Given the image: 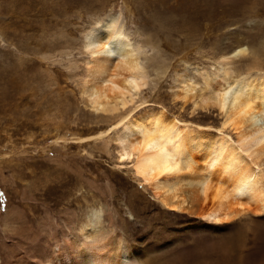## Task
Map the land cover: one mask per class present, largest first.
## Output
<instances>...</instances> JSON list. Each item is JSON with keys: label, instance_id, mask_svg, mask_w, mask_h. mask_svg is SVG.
<instances>
[{"label": "rangeland", "instance_id": "1", "mask_svg": "<svg viewBox=\"0 0 264 264\" xmlns=\"http://www.w3.org/2000/svg\"><path fill=\"white\" fill-rule=\"evenodd\" d=\"M110 15H120L131 40L144 47L149 78L134 103L104 113L82 95L89 58L84 36ZM242 45L245 56L229 55ZM226 65L236 73H264V0H0V252L23 255L14 239L2 245L7 232L17 240L29 237L28 252L35 248L46 259L45 247L54 243L51 231L62 235L66 228L61 217L75 211L84 223L114 201L130 221L129 234H136L145 218L163 207L149 190L144 194L131 164L117 165L115 131L101 138L98 133L141 102L131 114L163 107L167 114L216 132L224 120L221 111L195 107L199 96L183 101L178 97L183 85L175 79L185 72L200 88L204 73ZM226 132L236 137L232 128ZM78 136L88 139H72ZM71 174L75 178L63 185ZM136 188L157 206L132 201ZM159 214L141 234L153 233L155 223L162 233L181 239L177 244L198 243L167 250L174 264H264V211L242 212L222 222L199 218L209 226L186 234V220ZM23 216L30 222H22ZM109 223L100 211V224L108 228ZM165 236L161 243L169 239Z\"/></svg>", "mask_w": 264, "mask_h": 264}, {"label": "bare ground", "instance_id": "2", "mask_svg": "<svg viewBox=\"0 0 264 264\" xmlns=\"http://www.w3.org/2000/svg\"><path fill=\"white\" fill-rule=\"evenodd\" d=\"M84 48L89 58L81 91L90 106L96 111L112 113L134 103L140 90L148 83L149 74L142 57L146 51L131 40L130 33L121 23V16L110 15L95 22L85 33ZM246 53L247 47L242 45L229 55L240 58ZM175 81L177 85H183L178 93L183 101L199 96V100L194 102L195 107H217L221 111L224 120L216 132H212L209 126L193 125L178 115L167 114L163 107L131 114V110L143 104L141 102L118 117L112 128L99 132L97 137L115 131L113 140L118 148L117 165L131 164L130 172L142 184L143 191L149 190L163 207L159 213L171 214L177 218L176 221H187L185 234L209 226L199 218L222 222L238 217L242 212L262 213L264 73H236L226 65L215 72L204 73L200 88L187 78L185 72L179 73ZM229 127L236 131L235 138L226 132ZM72 139L84 142L88 138L78 136ZM59 140L66 141L64 138ZM65 177L63 185L68 179L75 178L74 174ZM107 188L113 190L111 181L107 182ZM133 192L136 196L132 194V201L135 203L141 201L149 207L157 206L146 199V192L143 194L137 188ZM114 202L113 205L108 203V209L100 210L110 221L108 228L100 224V211H95L84 223H80L81 217L75 211L61 217L66 228L62 229V235L58 230L51 231L54 243L46 245V259L37 255L35 248L28 252L26 246L32 242L29 237L21 236L17 240L13 233H4L6 240L2 245L14 239L17 242L14 246L23 255L0 252V264H174L177 260L167 259L171 254L167 250L198 246L194 240L189 245L177 244L181 239L162 233L154 222L153 233L141 234L149 228L152 219L158 220L157 215H161L158 212L149 214V219L145 218L147 222L137 226L136 234H129L130 221L125 219ZM35 213L36 210L32 215ZM22 214L23 211L19 212V217ZM137 218L143 219V215L135 214ZM25 220L30 222L23 216L22 222ZM170 221L173 222L172 219ZM51 222L61 225L57 220ZM164 236L169 239L161 243Z\"/></svg>", "mask_w": 264, "mask_h": 264}, {"label": "water", "instance_id": "3", "mask_svg": "<svg viewBox=\"0 0 264 264\" xmlns=\"http://www.w3.org/2000/svg\"><path fill=\"white\" fill-rule=\"evenodd\" d=\"M253 22H254V24L257 23V21H255V20Z\"/></svg>", "mask_w": 264, "mask_h": 264}]
</instances>
